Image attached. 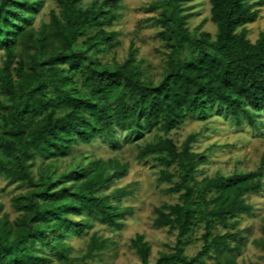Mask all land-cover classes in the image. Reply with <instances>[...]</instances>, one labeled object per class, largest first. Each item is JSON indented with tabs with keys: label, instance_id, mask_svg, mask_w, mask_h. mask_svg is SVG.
Wrapping results in <instances>:
<instances>
[{
	"label": "trees",
	"instance_id": "obj_1",
	"mask_svg": "<svg viewBox=\"0 0 264 264\" xmlns=\"http://www.w3.org/2000/svg\"><path fill=\"white\" fill-rule=\"evenodd\" d=\"M44 1L0 0V176L30 189L14 203L21 214L15 223L0 203V264L48 263L46 247L64 263L84 262L98 256L103 244L93 238L84 256L71 258L64 239L80 236L94 221L119 228L120 217L130 211L98 195L126 168L108 173L105 163L94 161L58 177L39 170L35 178L37 157H67L75 145L97 139L114 144L119 129L135 136L144 126H158L168 135L189 116L205 121L214 112L256 128L264 114V34L251 42L247 30L264 0H210L214 38L189 31L185 4L193 0L152 4L148 11H160L159 36L170 50L158 83L144 77L133 49L122 64L98 58L115 48L118 34L106 29L121 19L123 0H55L59 13L51 11L50 23L36 29ZM194 140L189 136L178 148L160 138L139 152L140 159L157 156L163 162L158 181L172 185L167 192L178 196L177 203L155 210L154 227L177 234L171 252L160 253L154 264H204L212 256L216 264H235V236L221 234L219 227L252 214L246 196L264 190V159L254 171L197 180L208 159L192 151ZM196 230H202V247L188 257L184 240ZM262 235L264 251V225ZM131 244L139 264H152L143 235Z\"/></svg>",
	"mask_w": 264,
	"mask_h": 264
},
{
	"label": "rangeland",
	"instance_id": "obj_2",
	"mask_svg": "<svg viewBox=\"0 0 264 264\" xmlns=\"http://www.w3.org/2000/svg\"><path fill=\"white\" fill-rule=\"evenodd\" d=\"M90 1L92 0H85V3ZM157 1L123 0L121 19L113 27L106 29L118 34L115 48L98 55L101 63L122 64L133 49L144 77L154 83L161 80L170 50L166 41L159 36L162 28L156 23V19L160 11H148ZM185 6L188 7L187 12L190 15L189 31L196 35L208 33L214 38L216 27L210 20V0H193ZM51 11L59 13L55 0H45L35 16L33 27L39 29L49 24ZM247 30L251 42H255L260 34H264V6L260 8L257 21L248 25ZM83 41L84 39L80 40ZM186 56L187 51L183 54V57ZM2 58L3 52H0V67ZM189 136L195 137L191 145L192 151L206 153L208 159V162L199 168L197 180L216 174L230 176L233 173L254 171L264 159V114L258 116L257 127L252 128L246 122L237 126L216 112L205 121L199 120L196 115L189 116L179 129L168 135L158 126H144L141 134L135 136L119 129L114 144L97 139L90 145H75L67 157L50 161L37 157L31 169L35 178L38 177L39 170L58 177L68 173L76 165L87 167L94 161L105 163L108 173H113L118 167L126 168L127 172L122 178L108 183L98 195L105 197L112 206L130 210L120 217L119 228H111L100 221H94L80 236L64 239L69 256L81 258L87 252L92 239L97 238L103 244L98 256L84 262L64 263L57 259L51 248L46 247L44 257L49 259V262L42 264H139V257L131 244L136 235H143L145 241L150 243L152 264L160 253L171 252L176 242V231L170 228H156L153 223L156 218L155 210L177 203L178 196L167 192L172 185L158 181L161 171L166 169L163 162L157 156L140 159L139 152L146 144L156 142L160 138L171 139L180 148ZM170 171H173V168ZM29 190L25 185L11 184L0 176V203L10 222L15 223L21 217L15 210L14 203ZM246 203L252 206V214L230 220L229 226L219 227V231L221 234L230 233L235 236L230 245L235 264H264V251L261 248L264 190L259 195L246 196ZM74 220L78 221L80 217H74ZM201 235L202 230H196L184 240L188 257L200 252ZM204 264H216L214 256L207 258Z\"/></svg>",
	"mask_w": 264,
	"mask_h": 264
}]
</instances>
